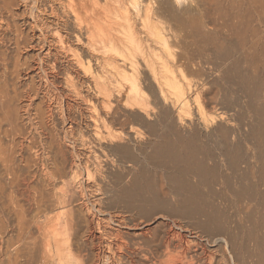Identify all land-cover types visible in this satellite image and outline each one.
Returning a JSON list of instances; mask_svg holds the SVG:
<instances>
[{
    "label": "rangeland",
    "instance_id": "obj_1",
    "mask_svg": "<svg viewBox=\"0 0 264 264\" xmlns=\"http://www.w3.org/2000/svg\"><path fill=\"white\" fill-rule=\"evenodd\" d=\"M4 1L0 83L12 95L17 86L20 101L14 103L17 114L6 117V106H0V264H42L48 249L41 245L50 234L48 255H54L49 264L94 263L87 240L90 216L96 227L102 217L115 214L128 222H153L152 232L159 237L166 223L181 224L191 240L211 241L200 243L211 249L213 264H264V0H180L176 9L169 7L170 0H156L187 104L179 105L167 92L164 100L141 69L136 78L145 107L128 108L125 101L114 105L110 126L124 140L94 144L90 160L74 147L59 117L55 125L45 123L62 138L54 142L60 144L57 149H50L36 117L42 100L23 102L24 92L37 89L45 78L41 74L36 84L24 77L20 67L35 54L19 47L30 35L25 25L30 19L24 18L21 0H7L10 6ZM15 65L24 71L21 76ZM177 139L189 142L179 149L165 143ZM71 160L75 179L66 163ZM60 173L69 175L61 181ZM66 191L72 203L59 205L57 196L68 197ZM95 198H102L104 215L93 209L91 215L82 205ZM68 222L73 228L65 226ZM121 230L126 240L137 241L135 231ZM57 233L69 240L60 249L53 244Z\"/></svg>",
    "mask_w": 264,
    "mask_h": 264
},
{
    "label": "bare ground",
    "instance_id": "obj_2",
    "mask_svg": "<svg viewBox=\"0 0 264 264\" xmlns=\"http://www.w3.org/2000/svg\"><path fill=\"white\" fill-rule=\"evenodd\" d=\"M9 1L11 3L13 0ZM179 1L170 0L169 7L179 8ZM20 2L24 7V18L26 16L30 19V21H25V25L28 27L26 32L30 35L26 39L24 38V45H19V47L21 46L22 49L30 50L35 54L31 60L29 59L30 61L22 60L24 61L23 65L20 64L21 62L19 65L22 66L20 67L22 69L24 67L26 72L23 75L28 77V80L31 79L33 82L36 78H41V74L45 78L38 80L37 89L29 87L24 92L27 94L25 100L21 99L29 104L39 98L42 100V104L38 108L36 107V117L46 133L45 138L49 136L46 139H49L48 144H46L50 149L55 147L57 149L60 144L56 146L54 142L62 139L59 132L53 133L56 132L54 131L55 128L51 129L50 124L45 125V123L55 125L57 123L55 119H58L56 117H59L66 124L67 132L73 138L74 147H78L80 154L86 159L90 160L94 156V151H92L94 144H102L109 140L110 142L124 140L122 135L113 132L110 126L113 118L110 117V113L114 105L119 106L123 101L128 108L143 109L145 107V96L139 88L140 84L136 78L141 69L149 73L152 82L158 86L160 95L164 100H167L165 96L167 92L168 95L172 96V99L173 97L177 99L179 105L181 103L182 106H186L188 101L186 95L188 94L185 93L183 84H179L180 79L177 80L180 76L177 77L176 66L173 67L175 62H172V56L174 54L172 55L169 51L170 44L168 46L167 42L170 40H167L169 29L164 27L161 20L160 7L154 6L156 0H21ZM158 5H161L160 1ZM5 7L7 8L8 5ZM170 30L171 33L173 30ZM170 33L168 36L171 35ZM175 33L172 34L175 35ZM20 37L16 38L20 39ZM16 46L18 47V45ZM20 58L21 56L17 59L18 62ZM16 65L19 67L18 64ZM16 65L15 74L19 76L22 74L20 72L24 73V71L19 72ZM0 84V106L3 109L6 106L4 117L8 114H17L19 107L14 106L16 101H20L17 86L14 88L13 96L4 90L5 87H2V82ZM23 102L22 104L25 105ZM2 120L0 118V129ZM83 128L90 134L89 137L82 133ZM77 131L81 134L79 135ZM76 133H78L77 137ZM68 138L70 137L68 136ZM188 142L185 139H177L165 143L169 148L179 149ZM55 154H58L57 151ZM72 160L69 163L66 162L67 165L69 164L70 178L75 176L72 172L76 163ZM60 174L62 175L59 177L60 179L62 177L66 179L64 175L68 173ZM89 190L92 191L93 189ZM92 192L91 195L94 196L95 194ZM68 194L69 192L66 195ZM71 196L68 195V200L65 195L66 200L63 195L62 197L57 196L59 205H71ZM96 200L92 199L93 203L91 201L83 202L82 205L91 215H93L92 209L96 213L104 215L100 207L102 198ZM71 212H68L69 215L72 214ZM115 215L110 216L109 219L102 217L101 220L97 221L96 227L91 216L88 215L90 221L88 222L87 240L92 242L93 247L91 246V248H94L96 258L91 264H104L105 261V264H202L203 262L213 264L211 249L209 250L205 244L200 243L204 242L208 245L211 241L202 237L200 242L191 240L187 234L188 229L181 224L166 223L165 233L159 237L157 233L152 232L151 224L153 222L149 224L136 219L128 222L129 219L122 217V215ZM68 219L67 221H69ZM110 223L116 226L115 229L113 228L114 230H108L107 226ZM71 224L68 222L65 223V226L69 229L72 227ZM121 228L135 231L137 241L131 243L126 240ZM50 236L46 237L47 241H41L46 243L45 246L43 244L41 247L48 249L47 254H45L47 257L41 256L42 264H49L54 255V253L52 256L48 255L52 243ZM54 236L53 244L57 249L62 248L69 241L61 238L63 235L60 233L54 234ZM43 249L45 250V248Z\"/></svg>",
    "mask_w": 264,
    "mask_h": 264
}]
</instances>
